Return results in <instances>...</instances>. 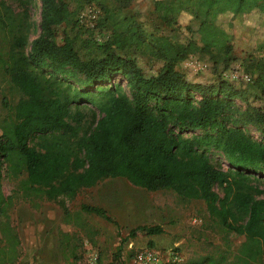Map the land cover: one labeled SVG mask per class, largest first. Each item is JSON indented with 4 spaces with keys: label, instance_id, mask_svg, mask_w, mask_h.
Returning a JSON list of instances; mask_svg holds the SVG:
<instances>
[{
    "label": "trees",
    "instance_id": "16d2710c",
    "mask_svg": "<svg viewBox=\"0 0 264 264\" xmlns=\"http://www.w3.org/2000/svg\"><path fill=\"white\" fill-rule=\"evenodd\" d=\"M32 1L0 0V72L18 92L13 104L1 101L7 113L0 117V180L3 170L18 179L13 193L32 207L72 198L106 178H123L146 191L169 190L182 201L201 200L208 222L241 240L232 248L210 244L179 264L264 263V188L256 175L264 171V111L252 109L242 118L259 132L255 138L234 116L232 97H242L239 90L221 78L190 81L177 69L193 53L227 57L231 22L219 17L256 14L264 23V0H186L202 12L195 16L197 26H183L175 41L164 34L151 38L148 51L161 67L150 76L133 58L114 51L139 47L143 39L135 29L121 30L111 8L102 7L101 27L109 31L103 55L82 59L72 38L54 41L53 27L71 15L64 0H39L38 32L30 38ZM74 1L80 7L85 0ZM177 1L151 0V5L167 21ZM258 49L264 53V37ZM254 70V77L248 75L264 97V56ZM209 150L221 154L226 169L213 162ZM10 204L11 196L5 198L0 187V264H15L20 256L6 214ZM81 213H105L88 204L76 213L63 208V224L80 229L95 245L94 230ZM138 231L157 235L162 228L138 225L125 239ZM60 236L66 256L76 259L81 239L75 232ZM114 258L107 264H128L121 248Z\"/></svg>",
    "mask_w": 264,
    "mask_h": 264
},
{
    "label": "rangeland",
    "instance_id": "374dc122",
    "mask_svg": "<svg viewBox=\"0 0 264 264\" xmlns=\"http://www.w3.org/2000/svg\"><path fill=\"white\" fill-rule=\"evenodd\" d=\"M64 1L71 15L66 22L53 27L56 43H61L62 38L67 36L72 38L74 49L80 58L102 56V45L109 36V31L101 27L102 7L111 8L121 23V30L135 29L143 39L139 47L130 46L114 51L120 56L133 58L144 76L154 75L161 67V62L148 51L151 38L164 34L169 40L175 41L183 26L196 28L198 19L195 16L202 15L192 2L186 0L174 3V11L167 13V21L161 20L159 12L153 11L151 0H85L80 7H77L74 0ZM8 3L15 10L19 9L16 3ZM28 8L34 23L30 36L32 38L38 32L39 0H33ZM219 20L231 22L232 49L228 59L214 51L211 54L193 53L186 57L185 65L178 64L177 69L190 81L214 83L221 78L239 90L242 97H232L236 110L233 111L234 116L239 118L237 123L243 129L259 138L260 134L255 126L242 118L252 109L264 111V97L250 80L256 74L255 62L264 56L258 49V44L264 37V23L256 14L244 17L223 14ZM241 73L250 74L251 77L244 81L239 76ZM118 80L119 77L113 79L114 82ZM17 98L18 92L0 72V117L7 113L1 101L13 104ZM209 153L214 163L223 169L227 168L221 154L213 150H209ZM256 175L264 188V171ZM17 181L18 179H13L2 171V194L5 198L11 196V204L6 210L8 222L20 243V256L15 264H96L98 253L101 255V264L115 263L114 254L118 248H121L122 260H126L128 254H131L126 260L128 264H135V255L146 248L160 253L171 252L177 258L176 262H165L163 258L160 264H179L188 257H195L208 250L210 244L222 248L229 244L232 248L241 240V237L233 233L219 232L208 222L203 201H182L169 190L146 191L123 178H106L92 187L80 189L72 198L41 200L37 207H32L20 195L13 193ZM82 204L101 208L108 218L94 213L80 215L94 230L95 245L87 242L80 229L65 226L62 221L63 208L76 213ZM0 220H3L2 216ZM152 224L160 225L162 233L145 235L138 231L134 237L125 239L130 229ZM60 232H75L81 239V246L75 248L76 259L66 256L68 247L63 245Z\"/></svg>",
    "mask_w": 264,
    "mask_h": 264
},
{
    "label": "built area",
    "instance_id": "2783aa9c",
    "mask_svg": "<svg viewBox=\"0 0 264 264\" xmlns=\"http://www.w3.org/2000/svg\"><path fill=\"white\" fill-rule=\"evenodd\" d=\"M241 77L242 80L247 81L249 79V75L248 74H244L241 73L239 75ZM163 261L167 262V261H173L176 262L177 258L176 256H173V254L171 252H159L158 250H154L152 248H146L143 249L141 251H139L134 259L133 262L135 264H160L161 263V259H163Z\"/></svg>",
    "mask_w": 264,
    "mask_h": 264
},
{
    "label": "crops",
    "instance_id": "0c3cea01",
    "mask_svg": "<svg viewBox=\"0 0 264 264\" xmlns=\"http://www.w3.org/2000/svg\"><path fill=\"white\" fill-rule=\"evenodd\" d=\"M184 61H186V58H185L184 60H182V61L179 63V65H185V64H184Z\"/></svg>",
    "mask_w": 264,
    "mask_h": 264
}]
</instances>
